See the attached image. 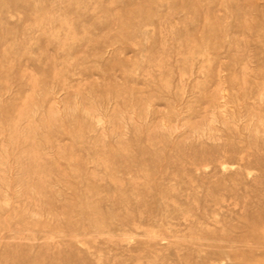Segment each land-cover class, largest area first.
Here are the masks:
<instances>
[{"label":"rangeland","instance_id":"1","mask_svg":"<svg viewBox=\"0 0 264 264\" xmlns=\"http://www.w3.org/2000/svg\"><path fill=\"white\" fill-rule=\"evenodd\" d=\"M0 264H264V0H0Z\"/></svg>","mask_w":264,"mask_h":264}]
</instances>
